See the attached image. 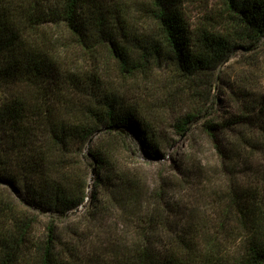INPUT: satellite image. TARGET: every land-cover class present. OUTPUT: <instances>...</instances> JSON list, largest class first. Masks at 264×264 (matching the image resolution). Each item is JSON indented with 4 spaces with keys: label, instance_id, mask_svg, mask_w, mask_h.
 Here are the masks:
<instances>
[{
    "label": "trees",
    "instance_id": "1",
    "mask_svg": "<svg viewBox=\"0 0 264 264\" xmlns=\"http://www.w3.org/2000/svg\"><path fill=\"white\" fill-rule=\"evenodd\" d=\"M215 1L222 31L192 25L183 0H0V264H264V169L183 205L121 159L181 175L200 121L222 156L262 150L264 98L206 118L222 65L264 39V0Z\"/></svg>",
    "mask_w": 264,
    "mask_h": 264
},
{
    "label": "rangeland",
    "instance_id": "2",
    "mask_svg": "<svg viewBox=\"0 0 264 264\" xmlns=\"http://www.w3.org/2000/svg\"><path fill=\"white\" fill-rule=\"evenodd\" d=\"M183 3L186 15L190 17L192 25H199L205 22V18H207L217 30L222 31L225 27L224 20L219 15L220 5L217 1L183 0ZM213 94V106L210 104L213 108L206 120L213 119L219 122H228L233 116L240 114L242 109L251 108L257 101H260L259 99L264 98V39L255 49L245 48L236 51L222 65L217 74L216 90ZM201 124L202 121L195 123L192 126V132L182 138L177 151L179 153L178 159H181L186 165L181 168L183 170L181 175H177L174 169L169 166L171 162L148 160L139 150L136 154L132 153L131 150L124 151L121 159L142 174L149 184H154L157 179L163 177L170 179L173 185L172 193L179 197L178 199L183 205L190 203L195 198L198 200L202 196H210L211 198L219 191L226 193L231 180L241 185H247L256 178V175H260L257 173L264 169V145L258 153H247L240 156L242 158L239 161L234 159L235 154L232 157H230L231 153L222 156L218 154L207 134L203 132ZM236 129L233 128L232 130ZM226 133L222 134L221 140L223 147L226 148L227 146L226 149H228L229 141L234 138L230 132V135ZM127 144L132 147L130 140ZM133 145L136 146L134 143ZM244 161L247 164H244ZM205 201L201 203L205 204ZM86 210L87 207L83 206L78 211L71 213L70 218L66 219L68 221L61 227L84 220L81 217ZM108 219L110 220V218ZM119 219V221L110 220L112 225L116 224L112 226V230L118 232L123 230L121 218ZM48 220L47 216H40L36 227L38 234L45 232ZM107 224L110 225L109 221ZM87 226L88 224L84 225L90 232L87 231L85 235H96V226L92 225L94 230L92 232ZM90 245L95 247V245Z\"/></svg>",
    "mask_w": 264,
    "mask_h": 264
}]
</instances>
